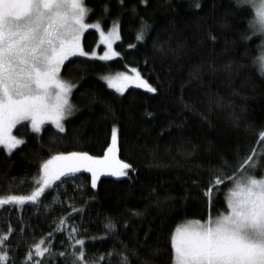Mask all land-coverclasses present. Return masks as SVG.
Listing matches in <instances>:
<instances>
[{"label": "trees", "instance_id": "16d2710c", "mask_svg": "<svg viewBox=\"0 0 264 264\" xmlns=\"http://www.w3.org/2000/svg\"><path fill=\"white\" fill-rule=\"evenodd\" d=\"M86 5L92 10L89 21L99 22L104 31L119 23L120 56L110 62L76 57L65 63L62 76L77 85L72 101L78 111L63 133L51 126L40 135L26 124L17 128L15 134L26 143L11 155L0 148V196L32 193L40 164L54 155L77 151L103 157L113 126L119 129V159L134 171L130 178L101 175L95 189L91 174L80 172L62 178L65 183L57 182L59 188L47 191L38 204L0 209V233L7 234L9 226L14 230L8 264H24L41 239L55 254L71 252L67 230L72 226L85 240L89 258L105 257L100 264H121L118 252L126 253L130 264L144 259L172 264L170 236L188 221L207 219L203 192L221 174L216 169L226 161L232 174L253 149L264 153L259 141L264 77L257 65L262 39L246 41L253 34L248 22L254 13L237 9L234 0H148L146 5L86 0ZM142 21L148 27L143 41H137ZM97 43L96 31L84 35L85 51ZM129 68H137L157 93L131 88L120 95L101 80ZM261 165L257 176L264 175V157ZM230 187L222 186L213 216L225 210ZM61 218L66 230L58 232ZM109 221L115 232H106ZM152 248L160 255L153 257ZM55 254L51 259L46 254L43 264H69L70 258Z\"/></svg>", "mask_w": 264, "mask_h": 264}, {"label": "snow or ice", "instance_id": "6c2138e0", "mask_svg": "<svg viewBox=\"0 0 264 264\" xmlns=\"http://www.w3.org/2000/svg\"><path fill=\"white\" fill-rule=\"evenodd\" d=\"M140 2L146 5L148 0ZM234 3L237 9L249 8L254 13V18L248 22L253 34L246 41L256 37L264 39V0H234ZM120 4L123 5L124 0H120ZM195 7L199 9L200 3ZM103 11L107 13L108 7L105 6ZM91 14L85 0H0V146L9 155L26 143L12 134V130L25 121L33 133H41L46 123L53 124L60 133L65 132L63 121L77 111L71 99L77 85L61 75L69 57L90 55V58L108 61L120 55L113 50V41L120 38L119 23L114 22L111 31L105 34L99 22H86ZM141 23L137 41H143L144 29L148 27L145 22ZM92 28L100 32L101 42L107 46V51L99 57L95 52L86 53L81 43L83 34ZM210 39L215 40V37ZM130 71L132 75L118 74V84L112 78L105 79L121 95L133 85L148 93H157V88L144 79L137 68ZM260 75L264 77V62L261 63ZM118 138L119 129L113 126L110 144L103 157L73 151L43 161L38 177L33 178L36 187L31 195L0 196V209L38 204L46 190L58 189L59 184L65 183L62 178L80 172L91 174L93 189L101 175L130 178L129 172L134 170L118 158ZM259 141L264 142V132L260 133ZM262 157L264 153L253 149L232 174H228L226 161L216 169L221 174L215 175L203 192L209 207L207 219L188 221L170 236L172 264H264V176L255 174L262 167ZM226 184L231 187L224 193L225 210L213 216L216 199ZM70 207L73 212L79 211L74 206ZM65 224L66 220L61 218L56 230L65 231ZM105 230L115 232L116 226L109 221ZM13 231L9 226L7 234L0 233V264L9 262L8 243ZM79 235L77 227L68 229L67 239L73 250L58 254L54 253L50 242L46 245V241L41 239L30 247L24 264H43L42 258L46 254L49 259L54 254L70 258L69 264H100L105 257L89 258L86 242L78 238ZM149 251L153 257L161 253L159 248ZM115 255L121 264H130L126 253ZM141 264H153V261L144 259Z\"/></svg>", "mask_w": 264, "mask_h": 264}, {"label": "rangeland", "instance_id": "374dc122", "mask_svg": "<svg viewBox=\"0 0 264 264\" xmlns=\"http://www.w3.org/2000/svg\"><path fill=\"white\" fill-rule=\"evenodd\" d=\"M85 3H86V0H85ZM86 22L89 23V24L97 23V22H90V21H89V17L87 18ZM111 29H112V27L110 28V30H108V31H104V30L102 29V27H101V30L104 31L105 34L109 33V32L111 31ZM88 31H96V32L98 33V43H97V46H96V48H95L94 50L89 51V52H88V51H85V50H84V47H83V38H84V35H85ZM119 33H120V31H119ZM261 39H262V38H261ZM120 40H121V37H120L118 40H114V41H113V50L116 51V52H118V50H117V48H116V45L120 42ZM81 43H82L83 50H84L86 53L91 54V53L95 52L97 57L104 55V52L107 51V46H106V44H104V43L101 42L100 32L97 31V30L94 29V28L87 30V31L83 34ZM259 52H260V56H259V58H258L257 65H258V68L261 70V63L264 62V39H262V41H261V45H260V47H259ZM118 53H119V52H118ZM119 56H120V55H119ZM119 56H118V57H113L111 60H108V61H102V62H110V61L116 60L117 58H119ZM76 57H78V58H84V59H89V60H98V61H101V60H99V59L90 58V55H89V56H86V57L72 56V57H69V60L72 59V58H76ZM66 62H67V61H66ZM66 62H65V63H66ZM130 69H131V68H129L127 71H124V72H118V73H113V74H107V75H104V76L101 77V80L106 84V86H107L110 90H112V91H114V92L120 94L119 92L116 91V88H115V87H110V86H109V84L107 83L105 77L112 78V80H113L115 83L118 84V83H119L118 80H117L118 74H119V73H127L128 75H132ZM62 70H63V68H62ZM61 75H62V72H61ZM62 77H63V76H62ZM65 80H66V79H65ZM131 88L140 89V90L145 91V90L142 89V88H136L134 85L128 87L127 90H129V89H131ZM127 90H126V91H127ZM126 91H125V92H126ZM125 92H124V93H125ZM120 95H121V94H120ZM71 99H72V98H71ZM72 103L75 105V107H76V109H77V111H78V106H76V104L74 103V101H72ZM77 111H75V113H74L72 116H74V115L77 113ZM72 116L68 117L66 120L63 121L65 128H66V122H67ZM25 124L28 125V127H29L30 130H31V126H30V124H29L27 121H25L23 125H25ZM20 126H22V125H17L16 128H14V129L12 130V134H13L14 136H16L17 138H20V137H18L15 133H16L17 128L20 127ZM47 126H51V127H53L54 129H56L55 126H54L53 124H51V123H46V124L44 125L43 129H42V132H43V130L45 129V127H47ZM56 130H57V129H56ZM57 131H58V130H57ZM31 132H32V131H31ZM42 132H41V133H42ZM32 133H33V132H32ZM41 133H39V134H37V133H33V134L40 135ZM21 139H24V138H21ZM0 148H1V149H4L3 146H0ZM4 150L7 152L6 149H4ZM16 150H17V149H16ZM14 151H15V150H14ZM14 151H13V152H14ZM7 153H8V152H7ZM117 155H118V154H117ZM118 158H119V156H118ZM105 176H111V175H107V174H105ZM263 176H264V175H263ZM111 177H115V178H123V177H116V176H111ZM47 191H49V190H46V192H47ZM46 192H45V193H46ZM28 195H31V193L28 194ZM28 195H23V196H28ZM43 196H44V195H43ZM43 196H42V197H43ZM42 197H41V198H42ZM41 198H40V199H41ZM225 203H226V201H225ZM30 204H31V203H27V204H25V205H23V206H15V205H14V206H15V207H18V208H23L24 206H26V205H30ZM5 207H6V206H5ZM182 225H184V224H182ZM182 225H180V226H182ZM180 226H178V227H180Z\"/></svg>", "mask_w": 264, "mask_h": 264}]
</instances>
